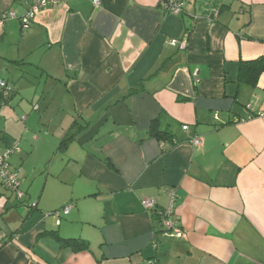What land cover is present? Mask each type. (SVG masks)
Returning a JSON list of instances; mask_svg holds the SVG:
<instances>
[{
    "label": "crops",
    "instance_id": "crops-1",
    "mask_svg": "<svg viewBox=\"0 0 264 264\" xmlns=\"http://www.w3.org/2000/svg\"><path fill=\"white\" fill-rule=\"evenodd\" d=\"M27 1L0 12L23 193L0 181V264H264V0H69L23 28ZM158 118L177 145L148 136ZM171 191L182 238L158 216Z\"/></svg>",
    "mask_w": 264,
    "mask_h": 264
},
{
    "label": "built area",
    "instance_id": "built-area-1",
    "mask_svg": "<svg viewBox=\"0 0 264 264\" xmlns=\"http://www.w3.org/2000/svg\"><path fill=\"white\" fill-rule=\"evenodd\" d=\"M68 1L69 0H28L26 12L21 18H19L21 26L23 28H28L31 21L40 10L47 9L55 5L64 4ZM182 2L183 0H160V6L161 9H163L167 13L180 14ZM99 3V0H93V5L95 7H97ZM8 18H16V13L12 10L5 12L0 19V29H2L4 21ZM171 45L178 46L179 48H184L185 42L172 40ZM0 92L2 94V98H5L10 92L5 82L1 80ZM0 104H2L1 100ZM259 116L264 117V112L260 113ZM182 130L186 131L187 126L182 127ZM192 143L194 145H198L200 141L198 140V138H194L192 140ZM16 151H18L17 143H13L9 147H6L0 154V181L3 188L9 192H12L16 196V199L20 201L22 199L23 193L19 189V179L17 175L10 169V158ZM169 195L171 198L170 206L158 211V216L161 220V226L164 234L169 236L170 238H182L184 236V232L179 227L173 211L174 193L171 191L169 192ZM141 204L147 211H152L155 209L154 201L142 200ZM29 208H35V204L30 205ZM69 211L70 207H65L64 209H62V214L67 215ZM49 215L47 214L46 216ZM51 215L59 217L60 212H55Z\"/></svg>",
    "mask_w": 264,
    "mask_h": 264
},
{
    "label": "trees",
    "instance_id": "trees-1",
    "mask_svg": "<svg viewBox=\"0 0 264 264\" xmlns=\"http://www.w3.org/2000/svg\"><path fill=\"white\" fill-rule=\"evenodd\" d=\"M6 12H8V11H6ZM255 64L257 65V67H259L258 72L264 71V59L257 60L255 62ZM4 82L7 85V82L6 81H4ZM135 92H137V91L136 90L131 91V93H135ZM10 95L11 94L9 92L8 96H10ZM7 99H6V101H7ZM0 100L2 101V103L5 102L4 97L2 98L1 92H0ZM160 120H161V118H158V119L153 120L151 122L149 130H148V136L150 138L156 139L160 143L163 142L167 146H170V147L177 145L178 141H177V139H175L174 132L171 130V128L168 125H162L160 123ZM69 140L70 139H64L62 142V145H65ZM65 242H66V244L74 242V246L79 248V249H83V248L87 247V243L85 241H78V240L72 241L71 240V241H65Z\"/></svg>",
    "mask_w": 264,
    "mask_h": 264
},
{
    "label": "rangeland",
    "instance_id": "rangeland-1",
    "mask_svg": "<svg viewBox=\"0 0 264 264\" xmlns=\"http://www.w3.org/2000/svg\"><path fill=\"white\" fill-rule=\"evenodd\" d=\"M10 1H12V0H0V12L2 11V10H6L7 9V6H9V4H10ZM23 1H25V0H18V3L19 2H23ZM12 42H13V40H12ZM28 73H29V76H30V74H32V75H37L36 73H35V71L32 69H28V71H27ZM28 76V75H27ZM0 78H2V79H0V80H6V81H8V80H11L12 82H14L15 84H17L16 82H17V77H13V76H11V75H9L8 73H7V75H5V74H3L2 76L0 75ZM32 78V77H31ZM3 80V81H4ZM32 80L34 81L33 83H35V85H37L38 84V81H39V76H35V77H33L32 78ZM8 83V82H7ZM40 106H42V103L40 102Z\"/></svg>",
    "mask_w": 264,
    "mask_h": 264
}]
</instances>
